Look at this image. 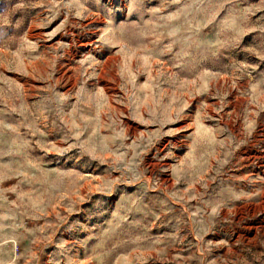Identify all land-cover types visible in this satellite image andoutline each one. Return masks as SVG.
Segmentation results:
<instances>
[{"label": "rangeland", "instance_id": "obj_1", "mask_svg": "<svg viewBox=\"0 0 264 264\" xmlns=\"http://www.w3.org/2000/svg\"><path fill=\"white\" fill-rule=\"evenodd\" d=\"M0 264H264V0L0 12Z\"/></svg>", "mask_w": 264, "mask_h": 264}, {"label": "trees", "instance_id": "obj_2", "mask_svg": "<svg viewBox=\"0 0 264 264\" xmlns=\"http://www.w3.org/2000/svg\"><path fill=\"white\" fill-rule=\"evenodd\" d=\"M16 0H0V12H3L11 4H14Z\"/></svg>", "mask_w": 264, "mask_h": 264}, {"label": "crops", "instance_id": "obj_3", "mask_svg": "<svg viewBox=\"0 0 264 264\" xmlns=\"http://www.w3.org/2000/svg\"><path fill=\"white\" fill-rule=\"evenodd\" d=\"M108 64H111V63H108ZM100 77H101V75H100Z\"/></svg>", "mask_w": 264, "mask_h": 264}]
</instances>
